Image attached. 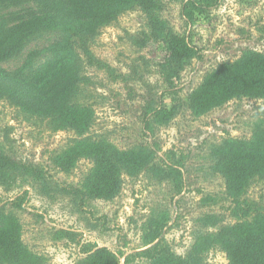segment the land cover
Wrapping results in <instances>:
<instances>
[{
    "label": "rangeland",
    "instance_id": "rangeland-1",
    "mask_svg": "<svg viewBox=\"0 0 264 264\" xmlns=\"http://www.w3.org/2000/svg\"><path fill=\"white\" fill-rule=\"evenodd\" d=\"M188 1L154 0L152 14L136 5L120 11L87 39L98 62L86 63L74 43L82 61L73 97L92 110L82 134L0 92V155L16 167L7 166V175L0 176V210L18 220L22 244L41 264H80L88 242L108 248L124 264L126 254L159 230L177 254L197 240L203 250L198 264H228L212 240L246 215L247 204L264 211V175L251 179L235 199L212 160L223 140L249 138L264 128V99L232 98L198 115L188 105L190 93L220 64L246 50L264 53V0H214L216 6L192 9L191 17L181 12ZM37 8L33 1L0 6V17L9 22ZM174 34L195 47V55L172 56L168 43ZM54 38L38 33L15 56L0 60V71L30 79ZM159 96L169 112L151 117L145 127V113ZM94 140L141 155L138 168L121 162L110 198L77 192L86 191L92 156L81 154L68 166L57 159L72 143Z\"/></svg>",
    "mask_w": 264,
    "mask_h": 264
},
{
    "label": "trees",
    "instance_id": "trees-1",
    "mask_svg": "<svg viewBox=\"0 0 264 264\" xmlns=\"http://www.w3.org/2000/svg\"><path fill=\"white\" fill-rule=\"evenodd\" d=\"M27 1L35 2L37 10L16 15L9 22L0 17V60L15 56L40 32H51L55 38L44 48L46 60L33 69L30 79L20 80L0 71V92L25 108L54 114L62 129L82 134L91 123L92 110L73 97L78 66L82 61L75 52L74 43L79 42L86 63L98 62L87 39L101 25L114 20L120 11L135 5L152 14L154 0H0V6ZM188 3L189 9L187 4L181 7L182 15L188 17L192 16V9L203 11L217 5L214 0H189ZM168 49L177 58L196 53L195 47L175 34L169 40ZM242 96L264 99L263 52L246 50L237 60L220 64L190 93L188 105L198 115ZM160 98L157 105L148 104L145 127L151 117L162 119L163 114L169 112ZM213 152L214 171L224 180L228 193L238 199L251 179L264 175V128L256 129L249 138H227ZM81 154L92 156L94 163L85 183L86 191L79 189L77 192L99 198H110L116 192L121 162L126 160L131 170L138 168L140 164L136 163L141 157L139 153L120 152L108 143L94 140L72 143L59 153L57 159L68 166ZM7 166L16 170L6 156L0 155V176L7 175ZM247 207L246 215L218 232V240L200 236L217 243L225 252L228 264H264V211L249 204ZM19 226L14 216L0 210V259L9 264H41V258L22 244ZM202 251L196 240L184 255L177 254L159 230L142 247L126 254L124 264H198ZM81 253L84 257L80 264H120L112 251L94 243H83Z\"/></svg>",
    "mask_w": 264,
    "mask_h": 264
}]
</instances>
